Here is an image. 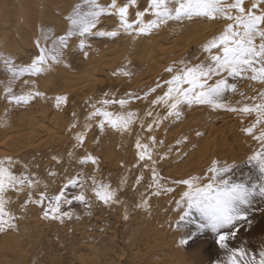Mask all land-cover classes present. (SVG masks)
Returning a JSON list of instances; mask_svg holds the SVG:
<instances>
[{
	"label": "snow or ice",
	"instance_id": "6c2138e0",
	"mask_svg": "<svg viewBox=\"0 0 264 264\" xmlns=\"http://www.w3.org/2000/svg\"><path fill=\"white\" fill-rule=\"evenodd\" d=\"M138 7V0H82L67 17L69 29L65 35L57 38L41 26V36L36 41L39 54L31 63L17 66L11 59L3 58L10 74L3 85V99L9 105L29 106L43 100L51 101L61 111L69 104L68 96H49L35 82L28 81L24 84L26 90L17 94L14 84L25 75L39 76L50 64L60 63L71 38H79V48L87 58L90 35L113 40L126 35L135 40L151 35L170 21L194 18L223 25L218 34L202 45V55L194 57L196 62L181 60L168 65L154 86L142 95L105 91L101 97L86 101L88 111L83 120L73 111L67 129L73 139L72 146L64 155L51 157L64 168L57 191L49 192L50 185L60 175L54 168L47 169L51 179L45 181L28 164L10 156L0 158V233L19 230L18 221L24 217L17 215L11 206L21 195L25 196L22 212L33 205L40 208L45 221L65 225L82 218L74 210L77 205L88 217L101 205L110 209L122 207L123 219L127 221L131 213L122 194L131 189L133 195L139 196L132 207L149 216L154 197L171 198L178 213L176 229H190L180 238V246L189 245L196 238L194 233L210 230L216 245L225 253L213 264H264V245L258 249L232 245L242 227H251L255 198H264V0H148L147 7L136 10L133 17V9ZM105 17L117 18V25L102 30ZM41 40L45 45L51 41L52 47H41ZM112 75L131 78L133 73L125 66ZM242 82L250 83L253 95L239 90ZM231 96L240 99L233 102ZM141 101L145 105L143 110L133 107ZM193 106L235 114L241 122V132L257 147L241 164L213 159L203 174L166 178L159 164L173 152L186 157L187 152L182 153L181 149L188 143V137L182 136L174 145L167 146L166 151H161L165 140L155 133L165 121L181 122L184 107ZM94 127L100 135L112 132L122 141L125 137L134 139L135 161L131 167L121 165L125 173L116 185L106 183L99 176V157L86 150L81 154ZM202 135L196 132L197 137ZM95 143L98 145L99 139ZM73 164L79 170L72 171ZM89 165L93 169L91 174L84 171Z\"/></svg>",
	"mask_w": 264,
	"mask_h": 264
},
{
	"label": "rangeland",
	"instance_id": "374dc122",
	"mask_svg": "<svg viewBox=\"0 0 264 264\" xmlns=\"http://www.w3.org/2000/svg\"><path fill=\"white\" fill-rule=\"evenodd\" d=\"M18 1H13L17 20L16 23L12 21V24L15 23L16 26L5 24L3 32L5 34L9 32L14 36L13 31H16L21 37L19 31L22 30L28 40L16 41V46L10 47V50L7 49L9 48L7 41L0 36V40H4L0 43L2 45L0 46V110H2L0 134L2 135L3 132L7 135L11 132L14 133L13 136H19L20 140L19 144L16 142L3 145L2 143L0 158L10 156L28 164L30 170L38 173L45 181L51 179L47 176V169L54 168L60 175L55 178V184L50 185V193L57 191L62 183L64 168L56 165L51 157L57 154L64 155L72 146L73 139L67 129L73 111L83 120L88 111L86 101L101 97L105 91L117 93L131 91L142 95L144 91L154 86L155 81L164 74V69L168 65L181 60L196 62L194 57L202 55V45L218 34L223 27L194 18L191 21H170L151 35L135 40L126 35H121L115 40L90 35L87 37V43L91 45L87 58L79 48V38L73 37L68 41V47L63 51L60 63L50 64L48 70L39 76L25 75L14 84L17 94L26 90L25 81L29 84L35 82L36 87L41 92L47 91L49 96L54 97L63 92L68 98L70 97L68 107L57 111L51 101L43 100L29 106H15L9 105L3 99V85L10 79L3 58L11 59L17 66L31 63L39 54L36 41L41 36V26L57 38L65 35L69 29L67 17L71 15L77 3H82V0H30L34 4L31 11L35 12L30 25L27 24L29 16H26L28 14L24 8L19 9L23 6ZM35 2L38 6H35ZM147 3L148 0H138L139 7L133 9V17L135 11L143 10L147 7ZM19 14L22 16L20 17ZM117 22L115 17H105L101 28L112 29ZM40 42L41 47H52L51 41H48L47 45L44 40ZM157 45L162 46L159 52L161 55L150 60L149 48L152 50ZM155 60L158 62L156 63ZM97 65L104 68L93 69ZM125 66L133 73L131 78L112 75L114 71ZM89 73H93L96 79L95 82H89L88 79L87 83L91 85L86 84L83 79ZM48 86L51 89L54 86H65V89L69 90L63 89L56 94L57 91L50 92ZM239 90L248 95L254 94L249 82H242ZM230 99L235 102L240 97L231 96ZM133 107L143 110L145 105L141 101ZM6 111L7 115H5ZM33 117L43 121L42 126L46 128L32 124L30 120ZM240 129L241 122L233 113L213 111L205 106L184 107L181 122L165 121L155 134L159 139L165 140V148L161 151H166L167 146L174 145L177 139L187 136L188 143L181 149L182 153L187 152V156H177L176 152H173L159 164V168L166 178L181 179L203 174L213 159L241 164L257 145ZM197 131L202 132L203 135L197 137ZM222 133H225L227 141L223 139ZM96 139H99L98 145L95 143ZM133 144L134 139L125 137L122 141L120 136L112 132L100 135L99 130L94 127L88 133V140L81 154L86 150L99 157L101 167L99 176L106 183L111 182L116 185L125 173V168L121 165L131 167L135 161ZM71 170L77 171L79 168L73 164ZM84 171L91 174L92 166H87ZM122 197L128 201L131 213L127 221L123 219L122 207L110 209L101 205L93 210L91 217H88L84 215V209L77 205L74 210L82 218L66 222L65 225L45 221L41 218L40 208L33 205H29L26 212H22L21 203L25 196L15 198L11 207L17 215H22L24 218L18 221V231L0 233V264H34L35 261H39V264H213L214 261L225 256L224 251L216 245L215 235L210 230L194 233L196 238L187 246L179 245L180 238L187 235L190 229H176L174 222L178 219V213L170 197H154L151 201L150 216L143 210L132 207L139 196L133 195L131 189L124 192ZM250 219L252 221L250 229L248 225L242 227L238 238L232 241L233 246L244 244L248 248L258 249L264 245V198H255Z\"/></svg>",
	"mask_w": 264,
	"mask_h": 264
},
{
	"label": "bare ground",
	"instance_id": "6f19581e",
	"mask_svg": "<svg viewBox=\"0 0 264 264\" xmlns=\"http://www.w3.org/2000/svg\"><path fill=\"white\" fill-rule=\"evenodd\" d=\"M13 1L15 2L16 0H0V36H3L4 37V40L5 41H7V43H8V47L9 48H7V49H10L11 50V48L13 47V46H16V41H19V40H24V41H27L28 39H27V37H26V33L25 32H23L21 29V31H19V35L21 36V37H19L18 36V33L16 32V31H13V29H12V31L14 32L13 34H14V36H12L11 35V33H7V34H5V32H3V28H5V24H8V25H11L14 21H15V23H16V20H17V16H16V11L14 10L16 7H14L15 6V3L13 4ZM44 1V0H43ZM60 1V0H59ZM68 1V0H67ZM18 2H20L21 4H22V6L23 7H19V9H21V8H24V11L28 14V15H26V16H29V17H27V24H30L31 25V23H32V21H33V18H34V14H35V12L33 13L31 10L33 9V6H34V4H33V2H31L30 0H19ZM37 2H35V4H36ZM43 3V2H42ZM50 3H53V1H50ZM56 4H59V3H56ZM35 6H38V4H36ZM60 6V5H59ZM49 8H50V6H49ZM62 8V7H61ZM45 9V8H44ZM43 9V10H44ZM21 11H23V10H21ZM36 11H37V9H36ZM40 11V10H39ZM38 11V12H39ZM51 11V10H50ZM59 11V10H58ZM48 12V11H47ZM37 13V12H36ZM50 14H52V13H50ZM20 15V14H19ZM18 15V16H19ZM49 15V14H48ZM22 15H20V17H21ZM36 16V15H35ZM37 16H39V13H38V15ZM42 16V14H40V17ZM47 16V15H46ZM52 16V15H51ZM54 17V16H53ZM39 18V17H38ZM5 19V20H4ZM36 19H37V17H36ZM40 19H42V18H40ZM54 19H55V17H54ZM46 20V19H45ZM52 20H53V18H52ZM58 20V19H57ZM13 21V22H12ZM37 21V20H36ZM41 21H43V20H41ZM59 21V20H58ZM46 22V21H45ZM54 22V21H53ZM14 23V24H15ZM59 23H60V21H59ZM14 24H12V25H14ZM21 24V23H20ZM26 24V25H27ZM47 24H49V23H47ZM51 24V23H50ZM45 25V24H44ZM15 26H16V24H15ZM15 26H14V28H15ZM20 26V25H19ZM18 26V27H19ZM22 27V26H21ZM40 28V27H39ZM26 29V28H25ZM17 31H18V29H17ZM31 31V30H30ZM33 32V31H32ZM5 35L6 36H8V37H5ZM18 36V37H17ZM2 37V38H3ZM10 37V38H9ZM14 37H15V39H14ZM3 40V39H2ZM2 40H0V43H1V41ZM4 40H3V42H4ZM154 40V39H153ZM155 40H156V38H155ZM2 42V44H4ZM156 42V41H155ZM6 43V42H5ZM6 43V44H7ZM27 43V42H26ZM29 45V43L27 44V46ZM160 45V44H159ZM0 46H2V45H0ZM11 47V48H10ZM152 47H153V45H152ZM161 47L162 46H156V48H154V49H152V50H150V48H149V51H150V60H153L154 58H158V57H160V55L161 54H159V52H161ZM164 47V46H163ZM20 48V47H19ZM166 49V48H165ZM169 50V49H168ZM152 58V59H151ZM160 59V58H159ZM104 62V61H103ZM155 62L157 63L158 61L157 60H155ZM104 66V65H103ZM104 67H102L101 65H97V67L95 66V68L93 67V69H103ZM152 70V69H151ZM92 72V71H91ZM102 72V71H101ZM94 73H96L95 71H94ZM46 74V73H45ZM90 74V75H89ZM89 74H87V75H85L86 77H84L83 79H84V81H85V83L86 84H89V85H91V83H87L88 82V79H90L89 80V82L90 81H92V82H95L96 81V79L93 77L94 75H93V73H89ZM89 75V76H88ZM52 76V75H51ZM54 76V75H53ZM47 77V76H46ZM107 77V76H106ZM51 78V77H50ZM49 79V78H48ZM52 79H54V78H52ZM50 82V81H49ZM45 84V83H44ZM98 85V84H97ZM79 86V85H78ZM1 87V86H0ZM48 89H50L49 91L50 92H56V94L58 93V92H60V90H63V89H65V86H57V87H53L52 89L51 88H49V86H48ZM77 89V88H76ZM75 89V90H76ZM66 90V89H65ZM67 90H69V89H67ZM66 90V91H67ZM92 91V90H91ZM90 92V91H89ZM46 93H47V91H46ZM51 93V94H52ZM72 93H73V91H72ZM71 93V94H72ZM94 93V92H93ZM71 94H69L70 96H71ZM74 94V93H73ZM61 95H66V96H68L67 94H65V93H61ZM70 98V97H69ZM68 107V106H67ZM2 112V110H0V113ZM37 118V117H36ZM36 118H31V120H30V122L32 123V124H34L36 127H39L40 125L42 126V123H44L43 121H41V120H39V119H36ZM44 126V125H43ZM43 126H42V128H43ZM45 128H46V126H44ZM41 128V129H42ZM45 128H43V129H45ZM4 130V129H3ZM1 132V131H0ZM47 132V131H46ZM10 134H7V135H5V134H3V132H2V135L0 134V145L3 143V145H4V143H6V144H9V143H16V144H19V140H20V137L19 136H13V134L14 133H11V132H9ZM33 133H34V131H33ZM15 134H17V133H15ZM216 134V133H215ZM218 134V133H217ZM221 134V133H220ZM219 134V135H220ZM225 134V133H224ZM223 133H222V136H223V139L225 140V141H227L226 140V137H225V135H224ZM37 136H38V134H36ZM218 135V136H219ZM216 138H217V136H216ZM228 138V137H227ZM226 145V144H225ZM235 145V144H234ZM233 145V146H234ZM227 147V146H226ZM228 148V147H227ZM144 230V229H143ZM146 231V230H145ZM142 235H144V233H141ZM146 237V236H145ZM149 237V236H148ZM156 237V236H155ZM143 239H144V237H143ZM155 239V238H154ZM144 241H147V240H144ZM130 259V258H129ZM150 259V258H149ZM82 264V263H81Z\"/></svg>",
	"mask_w": 264,
	"mask_h": 264
}]
</instances>
